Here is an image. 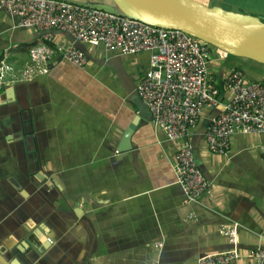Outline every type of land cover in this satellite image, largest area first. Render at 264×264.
Masks as SVG:
<instances>
[{
  "label": "crops",
  "instance_id": "1",
  "mask_svg": "<svg viewBox=\"0 0 264 264\" xmlns=\"http://www.w3.org/2000/svg\"><path fill=\"white\" fill-rule=\"evenodd\" d=\"M196 1L240 11L238 0ZM260 2L249 13L264 17ZM16 23L0 11L1 59L19 73L40 36ZM52 32V47L72 41ZM79 45L83 68L54 53L47 73L0 88V264H197L202 254L233 247L240 257L230 264L249 263L246 255L264 246V134L237 131L229 150L211 152L205 124L214 110L203 109L190 142L209 191L188 202L171 167L182 140L167 139L135 93L149 54ZM139 111L131 149L120 152ZM36 157L47 180L34 177L28 161ZM232 225L235 244L222 231ZM34 233L46 244L42 253Z\"/></svg>",
  "mask_w": 264,
  "mask_h": 264
},
{
  "label": "built area",
  "instance_id": "2",
  "mask_svg": "<svg viewBox=\"0 0 264 264\" xmlns=\"http://www.w3.org/2000/svg\"><path fill=\"white\" fill-rule=\"evenodd\" d=\"M0 11L17 17V26L31 28L40 36V41L29 47V63L19 73L0 61V88L47 73L48 59L54 53L83 68L87 55L75 42L99 44L118 55L142 51L149 54V66L139 76L135 91L166 138L182 140L171 167L188 202H197L201 194L209 191V181L196 163L190 142V129L198 124L203 109L214 110L205 128L211 152L229 150L237 131L264 134V83L246 80L245 73L236 67L221 75L212 73L208 65L211 45L181 29L159 27L66 0H0ZM54 29L66 32L72 41L52 47L48 43L53 41ZM215 54L219 59L227 56L217 48ZM260 151L264 156L261 146ZM222 231L230 243H236L234 225ZM161 245L157 242L155 246ZM239 257L233 247L202 254L197 264H230ZM246 257V264H264V246ZM151 264L160 261L155 259Z\"/></svg>",
  "mask_w": 264,
  "mask_h": 264
},
{
  "label": "water",
  "instance_id": "3",
  "mask_svg": "<svg viewBox=\"0 0 264 264\" xmlns=\"http://www.w3.org/2000/svg\"><path fill=\"white\" fill-rule=\"evenodd\" d=\"M66 1L75 2L95 9L120 13L159 27L181 29L211 46L223 50L229 55L247 58L264 65V17L229 11L216 6H208L196 0ZM62 32L66 33L64 31ZM79 44L82 43L75 42V45L86 53L84 48ZM138 78L139 74H136V79ZM139 114H136L124 129L117 146L118 151L124 152L131 149L132 143L130 138L136 131L139 123L143 121L141 119L143 114L140 111ZM207 125L208 123L206 122L205 127ZM30 159L32 161L29 160L28 162L31 170H34V163L36 167L34 177L41 181L44 179L47 180V174L42 170V161H39L37 157L35 160L33 158ZM39 170L43 174L41 173L40 175ZM59 198L60 196H58ZM58 199H56L55 203L53 201L52 204H59ZM50 211L42 212L40 217L47 218ZM32 239H34L33 244L35 250L40 253L44 252L46 244H43L39 240L36 233L32 234Z\"/></svg>",
  "mask_w": 264,
  "mask_h": 264
},
{
  "label": "rangeland",
  "instance_id": "4",
  "mask_svg": "<svg viewBox=\"0 0 264 264\" xmlns=\"http://www.w3.org/2000/svg\"><path fill=\"white\" fill-rule=\"evenodd\" d=\"M238 1H239V5L236 6V8L240 10L238 12L245 13V14H251V15L253 14L249 12L256 9L254 5L261 3L260 0H238ZM209 59L210 60H209L208 65L212 73H222L232 67H237V68H240L245 73L247 79L260 78V75L264 76L263 65H260L259 63L253 60L247 59V58L236 57V56L230 55V56H226L224 59H219L217 55L215 54V52L212 51ZM260 81L264 83L263 80H260Z\"/></svg>",
  "mask_w": 264,
  "mask_h": 264
},
{
  "label": "trees",
  "instance_id": "5",
  "mask_svg": "<svg viewBox=\"0 0 264 264\" xmlns=\"http://www.w3.org/2000/svg\"><path fill=\"white\" fill-rule=\"evenodd\" d=\"M211 47H212V50L215 52V47H213V46H211ZM1 55H2V54L0 53V61L2 60V59H1ZM227 56H230V55L227 54ZM231 56H232V55H231ZM236 68H237V67H236ZM238 69H240V68H238Z\"/></svg>",
  "mask_w": 264,
  "mask_h": 264
}]
</instances>
